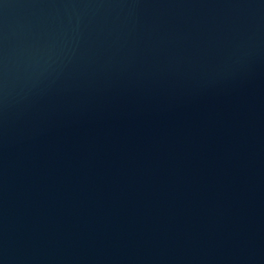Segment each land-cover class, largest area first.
I'll use <instances>...</instances> for the list:
<instances>
[{
  "label": "water",
  "instance_id": "obj_1",
  "mask_svg": "<svg viewBox=\"0 0 264 264\" xmlns=\"http://www.w3.org/2000/svg\"><path fill=\"white\" fill-rule=\"evenodd\" d=\"M0 264H264V0H0Z\"/></svg>",
  "mask_w": 264,
  "mask_h": 264
}]
</instances>
